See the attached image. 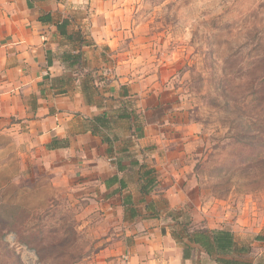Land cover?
<instances>
[{
  "label": "rangeland",
  "instance_id": "rangeland-1",
  "mask_svg": "<svg viewBox=\"0 0 264 264\" xmlns=\"http://www.w3.org/2000/svg\"><path fill=\"white\" fill-rule=\"evenodd\" d=\"M103 5L123 10L112 64L131 60L153 88L143 97L137 136L150 124L157 139L136 150L138 169L153 172L155 187L147 196L139 189L137 210L149 205L170 229L179 212L192 231L230 230L240 248L255 252L234 260H262L264 0ZM21 163L0 133V264L109 262L130 227L119 197L98 183L54 187L44 172L22 173Z\"/></svg>",
  "mask_w": 264,
  "mask_h": 264
},
{
  "label": "crops",
  "instance_id": "crops-1",
  "mask_svg": "<svg viewBox=\"0 0 264 264\" xmlns=\"http://www.w3.org/2000/svg\"><path fill=\"white\" fill-rule=\"evenodd\" d=\"M103 3L0 0V133L17 147L22 173L44 172L54 187L98 183L119 197L130 227L106 264H219L194 245L185 250L149 205L137 210L145 170L136 148L157 139L150 124L137 136L153 88L131 60L112 64L123 10ZM257 247L263 259L240 264H264V242Z\"/></svg>",
  "mask_w": 264,
  "mask_h": 264
},
{
  "label": "trees",
  "instance_id": "trees-1",
  "mask_svg": "<svg viewBox=\"0 0 264 264\" xmlns=\"http://www.w3.org/2000/svg\"><path fill=\"white\" fill-rule=\"evenodd\" d=\"M100 120V118H96V121ZM142 177H144V184L141 186L140 190L142 195L147 196L155 187L153 172L151 170H145ZM114 181H116L115 178ZM176 213H178L179 216L172 215L174 225H177V227H172V235L178 244L184 246L185 250L187 247L194 245L196 248L198 247L204 251L209 257L214 258L219 264H240V262L234 260L232 256L250 250H244L239 247L232 231L227 229H202L192 231L190 229L191 222H179L181 214H179V212ZM180 227L181 229H179ZM257 240L261 239L258 237Z\"/></svg>",
  "mask_w": 264,
  "mask_h": 264
},
{
  "label": "built area",
  "instance_id": "built-area-1",
  "mask_svg": "<svg viewBox=\"0 0 264 264\" xmlns=\"http://www.w3.org/2000/svg\"><path fill=\"white\" fill-rule=\"evenodd\" d=\"M121 264H127V262H126V261H124V262H122Z\"/></svg>",
  "mask_w": 264,
  "mask_h": 264
}]
</instances>
